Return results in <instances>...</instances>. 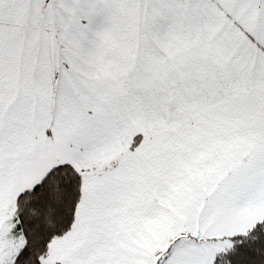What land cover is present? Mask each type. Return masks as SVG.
<instances>
[{
	"label": "snow or ice",
	"instance_id": "6c2138e0",
	"mask_svg": "<svg viewBox=\"0 0 264 264\" xmlns=\"http://www.w3.org/2000/svg\"><path fill=\"white\" fill-rule=\"evenodd\" d=\"M0 264H264V0H0Z\"/></svg>",
	"mask_w": 264,
	"mask_h": 264
}]
</instances>
